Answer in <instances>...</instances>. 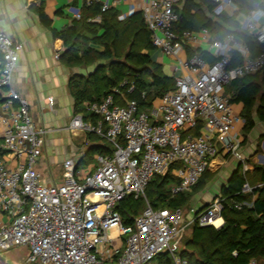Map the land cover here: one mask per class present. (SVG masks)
<instances>
[{"label": "built area", "instance_id": "2783aa9c", "mask_svg": "<svg viewBox=\"0 0 264 264\" xmlns=\"http://www.w3.org/2000/svg\"><path fill=\"white\" fill-rule=\"evenodd\" d=\"M211 1L216 4L215 17L236 18L241 13L233 0ZM121 2L86 0L87 6H101V14L91 21L101 23L102 14ZM180 6L181 0H143L119 14L120 21L136 12L143 14L152 45L162 56L157 63L164 67L163 58L176 61L170 67L176 84L146 111L118 89L101 102L84 105L96 121L77 114L70 129L93 134L110 145V154L94 158L97 165L80 169L88 162L86 148L64 161L61 182L46 181L35 166L44 154L49 131L37 126L28 101L14 91L0 104V254L26 247L28 264H159L158 258L169 254L171 264H189L174 242L196 222L222 227L216 224L222 219L221 197L202 212L191 209L193 218L188 222L185 208H154L146 192L156 176L172 168L177 183L171 196L191 194L221 153L241 161L245 177L242 136L233 132V125H244L245 119L235 115L226 90L234 81L264 71V50L255 56L234 34L213 39L206 28L178 32ZM74 15L81 20L79 10ZM242 28L264 46V8L247 14ZM200 46L213 55L214 63L198 53L181 59L187 48ZM0 53V88L10 89L25 46L0 30ZM234 54L241 63L231 67ZM135 91V84H130L127 93ZM48 101L54 104L53 98ZM253 190L246 180L242 193ZM128 196L146 204L132 225H125L117 210Z\"/></svg>", "mask_w": 264, "mask_h": 264}, {"label": "trees", "instance_id": "16d2710c", "mask_svg": "<svg viewBox=\"0 0 264 264\" xmlns=\"http://www.w3.org/2000/svg\"><path fill=\"white\" fill-rule=\"evenodd\" d=\"M244 14H249L253 4L262 5L264 0H233ZM205 4V13L196 5L179 8L180 20L176 26L178 32L198 31L203 28L209 30L218 40H224L229 34H236L242 38L259 55L264 50L252 36L240 31L235 18L226 15L215 17L212 11L216 4L211 0H200ZM192 8L196 13H192ZM42 24L47 27L55 41L63 44L62 60L69 67H87L92 60L107 61L108 64L97 63L96 69L88 76L74 75L70 79L69 89L75 103V114H82L85 120L95 122L96 117L90 114L86 103L101 102L104 98L114 94L115 89L124 92L129 100L138 102L143 111L153 107L154 102L175 87V78L164 72L163 65L157 63L156 48L151 42V33L146 25L143 14L136 12L124 21L118 19L119 12L115 9L102 14L101 23L91 20L101 14V6L93 3L85 6L81 20H75L71 26L61 31L51 27L50 20L42 7H33ZM201 13V15L199 14ZM91 46L100 47L97 52ZM140 48V49H139ZM189 55L198 53L209 62L215 58L206 52L187 48ZM2 55L0 53V59ZM124 58V61L122 60ZM241 63L240 57L234 54L231 67ZM135 84L136 91L127 93L130 84ZM264 71L243 79L234 81L228 88L234 104H243L242 117L245 119L244 133L250 132L255 126L254 112L260 98L259 117L264 120ZM0 88V104L5 100ZM142 93L145 97L142 98ZM89 146L87 155H107L112 148L103 139L87 134ZM210 179L207 171L194 190H201ZM254 188L251 194H243L245 181ZM177 183L172 174V168L165 174L156 176L150 183L146 196L154 208H187L191 194L177 197L171 196V188ZM262 184L261 186H258ZM223 200L221 217L224 225L220 229L212 226H200L197 222L191 225V238L185 243L179 253L189 264H250L252 260L264 262V168L256 167L252 177H244L238 171L224 186L220 196ZM249 203L250 206L244 205ZM236 204L242 208L237 209ZM145 201L128 196L120 203L117 210L123 217L125 225H132L134 218L145 209ZM199 210V212H202ZM159 264H171L169 254H162L158 258Z\"/></svg>", "mask_w": 264, "mask_h": 264}, {"label": "crops", "instance_id": "0c3cea01", "mask_svg": "<svg viewBox=\"0 0 264 264\" xmlns=\"http://www.w3.org/2000/svg\"><path fill=\"white\" fill-rule=\"evenodd\" d=\"M142 1L122 0L115 10L119 14L127 13L132 6H138ZM185 5L188 7L196 5L205 15L208 12L206 5L201 3L200 0H181V8ZM262 5L253 4V8L256 9L259 6L264 8V1ZM85 6H87L86 0H0V30L14 40L22 42L25 46L24 57L15 71L13 85L10 89H4L3 91L4 102L8 100L9 92L14 91L28 101L31 117L37 126L49 131L46 136L44 154L37 163V170L48 182L52 180L57 183L62 181V179L57 180L56 175L62 170L64 161L74 156L76 150H79V140L85 135L82 132L71 131L70 129L71 122L76 115L74 99L69 89L70 79L74 75L88 76L95 71L96 67L88 71V67L72 68L65 64L61 58L64 52L63 44L54 40L51 31L42 24L33 7H42L50 20L51 27L54 30L61 31L77 20L74 15L75 10H79L82 14ZM194 9L192 8V13H196ZM245 16L246 14L241 12L235 20L240 26V31L248 34L242 28ZM234 35L238 40L245 42L236 34ZM212 38L217 39L215 35H212ZM91 48L102 52L98 50L102 49L100 47L91 46ZM194 50H201V52H206L209 57L214 58L206 47L200 46L194 48ZM57 55H59V59L56 58ZM155 56L158 59L162 57L158 50H156ZM184 56L185 58L188 57L189 53H185ZM163 62L164 66L169 67L176 63L175 59L172 58H163ZM49 98L54 99L53 105L49 104ZM236 106L242 117L243 104H236ZM260 106L261 100L259 98L257 108L253 114L255 126L250 132H242L243 135L241 134V152L245 164L248 166L245 177L249 178L252 177L256 167L264 168V120L259 117ZM2 134L3 127L0 126V144H2ZM71 134L78 139L75 145H73L74 141L69 139ZM207 171L209 174L218 171L225 174V178L220 179L223 181L219 186V190L214 194L210 191L214 200L221 196L224 186L229 183L235 172L240 171L244 176V164L229 154L221 153ZM206 186L207 184L203 189ZM213 200L206 202L199 210L207 208ZM188 207L190 208V206ZM221 220L222 222L219 221L218 224L221 223V226H223L224 220L223 218ZM25 249L28 251V248ZM259 264H264V262H259Z\"/></svg>", "mask_w": 264, "mask_h": 264}, {"label": "rangeland", "instance_id": "374dc122", "mask_svg": "<svg viewBox=\"0 0 264 264\" xmlns=\"http://www.w3.org/2000/svg\"><path fill=\"white\" fill-rule=\"evenodd\" d=\"M199 14L201 15V13H199ZM98 50L103 51L102 49H98ZM181 59L184 60V61L186 60L184 55L181 56ZM122 60L124 61V58ZM97 63L108 64L107 61H103L102 60V61H97L96 62V60H92L91 63H89L88 66H87L88 67V71L93 70ZM164 72L168 76L173 77V74H172L171 69H170L169 66H167V65L164 66ZM233 110H234V113H235L236 116H241L239 111L237 110L236 104L233 105ZM242 129H243V124L235 123L233 125V132H237V133H240V134L243 135ZM83 138L79 140V142H80V144L78 145L79 146L78 147L79 150H76V153H75L74 157L77 154H80V152L82 150H86V148H87V145L89 143L88 142V138H87V134H85ZM69 139H72L74 141L73 145L77 144L78 139L76 137H74L73 134H71V137H69ZM67 141H68V139H67ZM95 157H94V155L90 154L88 156V158H87L88 162H84L80 169L83 170L89 164L90 165H97L98 163L94 159ZM38 162H39V160H38ZM35 168L37 169V165L35 166ZM61 169L62 170L60 171V173H58L56 175L57 176V180H60V179L63 178L64 166ZM209 175H210V179L207 181L206 188L203 189L202 191L199 190L200 192L195 190L191 194L190 202H189V205H188V206H190V208L188 206H187V208H185V217H186V220H188V222L190 220H192V218H193L192 214L190 213V209L192 207H194L192 209H195V210L199 211V209L202 206H204L206 204V202H209V201L213 200V198H212L213 195L212 194L216 193L219 190V186H220L221 182L223 181V180H220V179H224L225 178V174H222V172H220V171H218L216 173L210 172ZM210 191H211L212 194L210 193ZM191 227L192 226L189 227L187 232L184 235H182V237L179 240L174 242L173 247H175V250L178 251V253H180L183 250L186 241L191 238V234H192V228ZM25 248L26 247L14 248V249H11L9 251H6V252L0 254V264H28L26 262L28 251H26ZM258 264H259V262H258Z\"/></svg>", "mask_w": 264, "mask_h": 264}, {"label": "bare ground", "instance_id": "6f19581e", "mask_svg": "<svg viewBox=\"0 0 264 264\" xmlns=\"http://www.w3.org/2000/svg\"><path fill=\"white\" fill-rule=\"evenodd\" d=\"M219 221H221V222H222V220H221V219H219V220L216 222V224H217V225H219V224H218V222H219ZM220 224H221V223H220Z\"/></svg>", "mask_w": 264, "mask_h": 264}]
</instances>
